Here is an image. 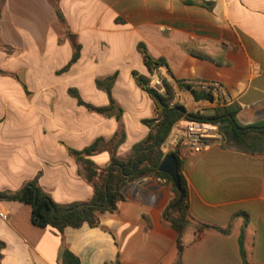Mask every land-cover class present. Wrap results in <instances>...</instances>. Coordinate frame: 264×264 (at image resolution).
Returning <instances> with one entry per match:
<instances>
[{
  "label": "crops",
  "instance_id": "0c3cea01",
  "mask_svg": "<svg viewBox=\"0 0 264 264\" xmlns=\"http://www.w3.org/2000/svg\"><path fill=\"white\" fill-rule=\"evenodd\" d=\"M0 3V191H18L41 172L40 187L55 202L92 198L94 188L69 149L111 139L120 130L119 110L91 111L69 90L106 107L96 81L117 75L112 95L126 135L118 155L126 156L150 131L143 121L157 116L133 75L151 74L140 44L167 66L161 75L187 113L212 116L237 107L239 125H264V0H58L81 45L80 58L63 73L74 48L49 0ZM18 22L26 29V56L15 67L3 42ZM198 81H217L224 91L197 101L180 82ZM90 160L103 169L110 155ZM180 161L190 221L183 233L162 220L171 187L160 178L129 183L118 212L98 214L101 227L64 234L34 225L29 205L0 201V212L8 213V220L0 218L1 264H62L64 246L81 264H264V152L224 137L201 153L184 152Z\"/></svg>",
  "mask_w": 264,
  "mask_h": 264
},
{
  "label": "trees",
  "instance_id": "16d2710c",
  "mask_svg": "<svg viewBox=\"0 0 264 264\" xmlns=\"http://www.w3.org/2000/svg\"><path fill=\"white\" fill-rule=\"evenodd\" d=\"M55 10L60 23L66 27V32L72 39L73 56L70 62L59 73L69 70V68L80 58L81 45L74 39L66 26V20L59 8L58 0H49ZM138 50L142 54L144 63L149 72L152 73L155 68L163 64L161 61L153 60L143 44L138 45ZM138 85L148 93L155 103L157 116L153 119L144 120L150 131L148 135L139 143L133 146L129 154L124 157L118 155V149L125 141L126 135L122 123V111L115 102L112 89L117 75L107 77L103 80H97L96 86L99 90L106 93L109 99V105L106 107H95L85 103L76 90H69V94L76 98L78 104L85 106L91 111L100 114L118 109L116 116L120 124V130L109 140L98 138L92 145L81 151L69 149V153L82 166V175L92 184L94 194L88 202L59 204L40 187L39 172L33 179L28 181L18 191H0V201H18L25 203L31 208V219L34 225L42 228L52 227L60 234H64L66 228H81L84 225L90 227H101L98 217L99 213L110 212L116 214L119 210V204L123 201V190L129 184L145 177L160 178L166 180L171 187V198L168 206L162 212V220L166 225L172 227L180 234L190 226L189 221V198L188 188L181 171V161H179V175L181 186L185 196L183 201L176 205L179 200L177 191L172 179L165 173L159 171L164 155L160 146L169 135L173 125L185 117L188 120L201 122H212L220 125V131L224 137L234 141L236 144L249 151L260 148L264 152V125H254L242 127L236 121L237 107L234 109L223 108L215 109L212 116H203L199 113H187L184 106L173 103L174 90L164 81L166 94L161 95L149 86L150 79L137 72H133ZM180 86L190 90L195 100H214L210 92L197 91L191 85L180 82ZM107 152L110 155L109 165L106 168L98 169L90 157ZM198 231L209 229L206 225H197ZM5 245L0 241V264L3 257ZM179 253L182 251V243L179 241ZM60 259L62 264H81L79 259L67 248L63 247Z\"/></svg>",
  "mask_w": 264,
  "mask_h": 264
},
{
  "label": "built area",
  "instance_id": "2783aa9c",
  "mask_svg": "<svg viewBox=\"0 0 264 264\" xmlns=\"http://www.w3.org/2000/svg\"><path fill=\"white\" fill-rule=\"evenodd\" d=\"M161 70L167 72V66L161 64L155 68L149 76V86L159 94L165 95L166 87ZM192 87L197 91L210 92L213 96H220L224 91L222 84L217 81H198L193 83ZM223 140L224 135L220 131L219 124L188 120L183 117L173 125L169 135L161 144L160 150L164 155L173 153L180 159L186 151L194 154L201 153ZM0 218L8 220V213L0 212Z\"/></svg>",
  "mask_w": 264,
  "mask_h": 264
},
{
  "label": "rangeland",
  "instance_id": "374dc122",
  "mask_svg": "<svg viewBox=\"0 0 264 264\" xmlns=\"http://www.w3.org/2000/svg\"><path fill=\"white\" fill-rule=\"evenodd\" d=\"M1 8H2V4L0 3V12H1ZM15 28L13 29V25L11 26V36L9 37V41L6 39L4 43L3 48L5 49H11L9 52L6 53V55H10L14 57V65L15 67L19 64H22V62H24V57L26 56V51H25V47H26V29L25 28H21L24 27L22 25L19 24H15ZM16 33V34H14ZM0 37H4L2 36V34H0ZM1 39V38H0ZM4 41V38L1 39ZM24 50V51H23ZM31 88L33 86H30ZM182 119V118H181Z\"/></svg>",
  "mask_w": 264,
  "mask_h": 264
},
{
  "label": "water",
  "instance_id": "95a60500",
  "mask_svg": "<svg viewBox=\"0 0 264 264\" xmlns=\"http://www.w3.org/2000/svg\"><path fill=\"white\" fill-rule=\"evenodd\" d=\"M180 164L177 157L173 154H169L162 161L159 171L167 174L173 181L177 191L179 192V200L176 205L180 204L185 196L184 190L181 186V179L179 175Z\"/></svg>",
  "mask_w": 264,
  "mask_h": 264
}]
</instances>
